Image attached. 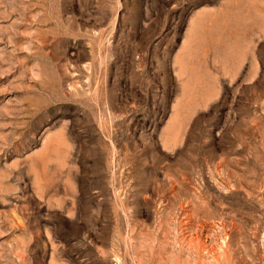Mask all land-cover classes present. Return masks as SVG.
<instances>
[{"label":"rangeland","instance_id":"1","mask_svg":"<svg viewBox=\"0 0 264 264\" xmlns=\"http://www.w3.org/2000/svg\"><path fill=\"white\" fill-rule=\"evenodd\" d=\"M0 264H264V0H0Z\"/></svg>","mask_w":264,"mask_h":264}]
</instances>
